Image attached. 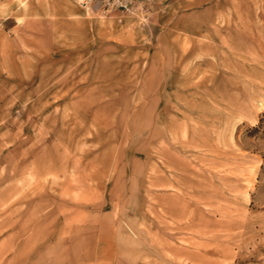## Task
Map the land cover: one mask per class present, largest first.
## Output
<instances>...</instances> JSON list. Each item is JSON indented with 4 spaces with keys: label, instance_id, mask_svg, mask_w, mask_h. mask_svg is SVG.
<instances>
[{
    "label": "rangeland",
    "instance_id": "obj_1",
    "mask_svg": "<svg viewBox=\"0 0 264 264\" xmlns=\"http://www.w3.org/2000/svg\"><path fill=\"white\" fill-rule=\"evenodd\" d=\"M0 264H264V0H0Z\"/></svg>",
    "mask_w": 264,
    "mask_h": 264
},
{
    "label": "built area",
    "instance_id": "obj_2",
    "mask_svg": "<svg viewBox=\"0 0 264 264\" xmlns=\"http://www.w3.org/2000/svg\"><path fill=\"white\" fill-rule=\"evenodd\" d=\"M76 6L94 12L101 18L111 19L116 24L128 17H143L147 0H71Z\"/></svg>",
    "mask_w": 264,
    "mask_h": 264
}]
</instances>
